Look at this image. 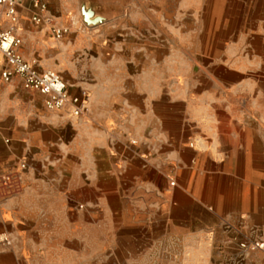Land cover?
<instances>
[{
	"label": "crops",
	"instance_id": "0c3cea01",
	"mask_svg": "<svg viewBox=\"0 0 264 264\" xmlns=\"http://www.w3.org/2000/svg\"><path fill=\"white\" fill-rule=\"evenodd\" d=\"M211 1L47 0L37 23L21 0L18 52L81 113L5 82L0 52V174L21 175L0 192V264H159L163 236L213 262L228 224L264 240V0ZM203 16L219 30L163 45L164 22Z\"/></svg>",
	"mask_w": 264,
	"mask_h": 264
},
{
	"label": "built area",
	"instance_id": "2783aa9c",
	"mask_svg": "<svg viewBox=\"0 0 264 264\" xmlns=\"http://www.w3.org/2000/svg\"><path fill=\"white\" fill-rule=\"evenodd\" d=\"M21 0H0V52L7 61L1 77L9 82L14 75L22 78L26 89L35 90L45 96V105L49 110H57L72 102L74 114L81 113L79 98L70 99L67 85L63 78L55 71H38L32 64L26 61L18 52L21 38L17 35V23L19 20V6ZM35 13L32 16L34 22H42V13L47 10V0H31ZM4 17L9 25L6 27L1 18ZM67 30L54 28L56 37L60 38ZM25 168V164H22ZM21 184V175L16 172L0 174V192H14ZM7 241V240H5ZM242 252L264 250L263 240L242 241L239 243Z\"/></svg>",
	"mask_w": 264,
	"mask_h": 264
},
{
	"label": "rangeland",
	"instance_id": "374dc122",
	"mask_svg": "<svg viewBox=\"0 0 264 264\" xmlns=\"http://www.w3.org/2000/svg\"><path fill=\"white\" fill-rule=\"evenodd\" d=\"M209 5H207L205 8H200L204 12H214L217 10L215 2L208 0ZM207 3V4H208ZM171 11L170 8L167 9V12ZM2 23L4 26H8L9 22L4 19V17L1 18ZM132 29L138 30V24L137 23H131L130 24ZM147 31L149 33V30L152 26H155L154 23H147ZM194 26V28H192ZM187 26L182 25L181 27H177L176 24H173V27L171 26L170 22H164L163 23V40H164V46H183V39L180 40H171L170 35L172 32H176V30L182 31L184 34L189 33L190 31L195 32L196 30H200L201 32L206 30L205 32L209 33L211 31L219 30V23L213 21V17L210 18L203 16L200 18V22L195 23L194 25ZM234 25L232 28L234 29ZM250 29V24L242 27V30H248ZM219 34L218 36H220ZM209 37L205 38L204 35L199 38V46L205 47L208 43ZM193 41V40H192ZM216 56L215 54H213ZM213 55L211 57H213ZM255 233L254 230H251L250 226H239L236 224H228L226 225L224 232H223V238H222V247L226 249V253L224 256H215L212 261L213 262H206V261H198V257H196V261L194 264H264V261H262L264 257V251L263 250H257V251H250V252H242L239 243L242 241H251V240H263L260 236H253ZM262 236H264V231H262ZM176 236H163V246L162 251L163 255L160 257V263L159 264H187L184 260V257L186 256L185 248L182 247L180 244V241L177 242V244H172V240H174ZM178 240V239H177ZM264 241V240H263ZM176 253V255H175ZM173 255V256H172ZM203 256L202 254L200 255ZM200 257V258H201ZM116 264H127L123 262H118Z\"/></svg>",
	"mask_w": 264,
	"mask_h": 264
},
{
	"label": "water",
	"instance_id": "95a60500",
	"mask_svg": "<svg viewBox=\"0 0 264 264\" xmlns=\"http://www.w3.org/2000/svg\"><path fill=\"white\" fill-rule=\"evenodd\" d=\"M87 18L90 19V16H88ZM99 20H100V18H96V19L91 20V21H93V22H98Z\"/></svg>",
	"mask_w": 264,
	"mask_h": 264
}]
</instances>
